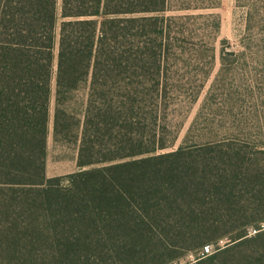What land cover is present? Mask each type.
Listing matches in <instances>:
<instances>
[{
  "label": "trees",
  "instance_id": "obj_1",
  "mask_svg": "<svg viewBox=\"0 0 264 264\" xmlns=\"http://www.w3.org/2000/svg\"><path fill=\"white\" fill-rule=\"evenodd\" d=\"M220 5L0 0V264H172L169 237L195 251L227 239L198 261L222 264L264 240L248 237L264 223V112L218 118L226 47L178 144L174 115L210 76ZM50 137L77 148V172L47 177ZM222 226L236 237L205 241Z\"/></svg>",
  "mask_w": 264,
  "mask_h": 264
},
{
  "label": "rangeland",
  "instance_id": "obj_2",
  "mask_svg": "<svg viewBox=\"0 0 264 264\" xmlns=\"http://www.w3.org/2000/svg\"><path fill=\"white\" fill-rule=\"evenodd\" d=\"M255 8H247L238 3V0H221V5L210 13L217 14L221 20V34L217 40L215 60L210 76L205 81L199 100L190 108L179 110L174 115V122L179 126V143L185 138L191 124L196 118L201 105L210 92L215 79L217 78L222 63L221 50L226 47L227 52L236 53L229 57L227 72L224 73L222 87L220 86L221 99L223 100L219 119L224 122H231L239 119L241 114H248L258 110L262 117L264 112V0H251ZM61 4V0H59ZM252 11V25L254 32L252 40L248 39V13ZM225 41L223 45L222 41ZM243 44L250 45V51L243 52ZM229 70L231 71L229 73ZM253 117H249V120ZM264 120V119H262ZM255 122V121H254ZM49 153L46 163V174L48 178L66 176L79 170L77 164L78 150L74 146H56L52 137L49 139ZM205 241L212 236L224 235L228 238L236 237L237 233L222 226L216 230H211L206 234ZM250 242L246 245L230 247V252L221 257L222 264H248L255 258L264 256V240ZM168 243L175 246L177 257L182 258L183 264H200L197 259L199 251L194 250L191 240L174 241L168 238ZM229 241H221L217 246L210 245L213 250L218 247L225 249ZM208 243H206L207 245ZM205 245V246H206ZM148 252V251H147ZM167 253L164 255L166 256ZM174 254V253H173ZM170 255V253H169ZM174 259V260H175ZM206 261V259L202 260ZM144 264V263H142Z\"/></svg>",
  "mask_w": 264,
  "mask_h": 264
},
{
  "label": "built area",
  "instance_id": "obj_3",
  "mask_svg": "<svg viewBox=\"0 0 264 264\" xmlns=\"http://www.w3.org/2000/svg\"><path fill=\"white\" fill-rule=\"evenodd\" d=\"M264 231V223L261 224L258 228H250L248 231V237H253L258 235L259 233ZM215 251L213 250L212 246H205L202 250L199 251V253L197 254V259L196 261H200L203 260L205 258H207L208 256L212 255ZM182 259H180L177 262H174L172 264H183L181 262Z\"/></svg>",
  "mask_w": 264,
  "mask_h": 264
}]
</instances>
